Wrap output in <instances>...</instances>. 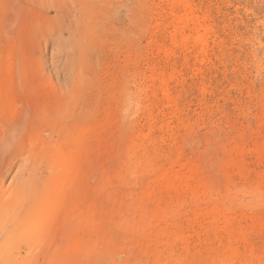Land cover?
Instances as JSON below:
<instances>
[{
	"label": "rangeland",
	"instance_id": "1",
	"mask_svg": "<svg viewBox=\"0 0 264 264\" xmlns=\"http://www.w3.org/2000/svg\"><path fill=\"white\" fill-rule=\"evenodd\" d=\"M0 141V264H264V0H0Z\"/></svg>",
	"mask_w": 264,
	"mask_h": 264
},
{
	"label": "bare ground",
	"instance_id": "2",
	"mask_svg": "<svg viewBox=\"0 0 264 264\" xmlns=\"http://www.w3.org/2000/svg\"><path fill=\"white\" fill-rule=\"evenodd\" d=\"M9 105H10L9 106L10 111L11 112H15L16 111V108H15L13 102H11ZM11 142L12 141L9 140L8 141V144L11 143ZM42 142L39 141L38 143H40V145H37V146L35 145L34 147H35V150H36V152L38 154H40V155L42 154L43 156L44 155L45 156H48V161L50 163V166L48 168L51 167L53 169L52 171L55 173V176L52 178V180H54V185L55 186L53 188L52 193L49 195V198H46V196L44 198L43 195H44V192L45 191L44 190H41V191H38L37 190V184L39 182V177L38 176L35 177V174H31L29 172V177L25 181H23V184L24 185L22 184L21 186H18L17 189L14 188V190H12L9 193V197H12V198H10V199H12V206H10V204L8 206H10L11 208L12 207H15V206L17 208L19 207V214L20 215H23V214L25 215V213L26 214H30V215L32 214L33 215L34 213H31V212H34L36 210L38 204H41V202H43L45 199L48 201V205L50 207L57 206L56 205L57 204V200L60 199V198L58 199V197L60 196V193H61L59 191H61V188H62L61 186L63 184V181H64V183L66 182L67 177L70 176V175L68 176L69 171H72V169H73V165H74V155L72 154V152H70L71 149H70L69 152L66 151V153L62 152V153H58L57 155H48L47 152H46V150H43L44 147L42 146ZM68 144H70V143H68ZM6 147H7V144L4 145V149ZM42 147H43V149H42ZM54 170H56V171H54ZM66 175H67V177H66ZM72 176H73V173H71V176L70 177H72ZM0 192H1V190H0ZM0 194L2 195V193H0ZM8 206H6L5 209L6 208H9ZM29 208H31V211L30 212L27 211ZM1 209H2V207H1ZM6 210H9L10 211V209H6ZM6 210H4V208H3V211H6ZM3 211L0 212V216H3L5 214ZM17 211H18V209H17ZM12 214H14V213H12ZM1 218H0V220H1ZM39 219H40V217H39ZM49 220L50 219H48L46 221L50 222L51 220L50 221ZM79 221H83V219L81 217H79Z\"/></svg>",
	"mask_w": 264,
	"mask_h": 264
}]
</instances>
